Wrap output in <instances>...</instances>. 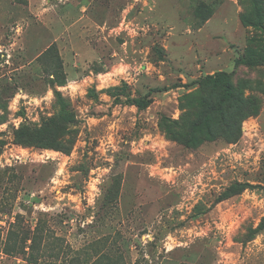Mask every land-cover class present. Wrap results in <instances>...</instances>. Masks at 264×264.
Returning a JSON list of instances; mask_svg holds the SVG:
<instances>
[{"label": "rangeland", "instance_id": "1", "mask_svg": "<svg viewBox=\"0 0 264 264\" xmlns=\"http://www.w3.org/2000/svg\"><path fill=\"white\" fill-rule=\"evenodd\" d=\"M0 264H264V0H0Z\"/></svg>", "mask_w": 264, "mask_h": 264}, {"label": "trees", "instance_id": "2", "mask_svg": "<svg viewBox=\"0 0 264 264\" xmlns=\"http://www.w3.org/2000/svg\"><path fill=\"white\" fill-rule=\"evenodd\" d=\"M254 13H255V18H256V24L259 27H262V25L260 23L261 22V13H260L259 8L256 7ZM226 77H227V74L225 72H217V73L213 74L212 76L205 77V80H213V81L219 80L223 83V88H222V92H221L222 94H221L220 100L218 101V102H220V104H219L220 107H221L222 103L224 102V100L229 99L231 97V93H230L231 92V86L229 84H227L224 80ZM160 90H166V89H164V88L150 89L143 96H139V97H136L133 99H127V102L135 105L137 108H145L152 101L150 94L152 92L160 91ZM26 130H30V129L26 128ZM39 133L40 132L31 129L30 131H28L25 134L26 140L39 138L38 137Z\"/></svg>", "mask_w": 264, "mask_h": 264}]
</instances>
